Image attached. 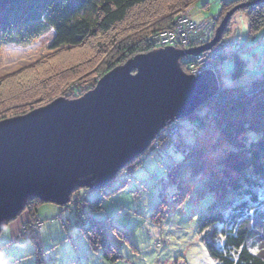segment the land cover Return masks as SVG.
<instances>
[{
    "label": "rangeland",
    "instance_id": "1",
    "mask_svg": "<svg viewBox=\"0 0 264 264\" xmlns=\"http://www.w3.org/2000/svg\"><path fill=\"white\" fill-rule=\"evenodd\" d=\"M185 1L187 0H156L138 7L132 11L128 22L118 27L120 35L114 30L101 39L107 43L113 38L122 40V37L128 34L130 24L136 26L131 29H139L142 26L139 22L146 20L147 16L150 14L153 18L158 16L154 15V11L164 12L168 8L170 10L174 3L179 5ZM231 1L234 0H196L193 3L190 1L185 3L183 11L190 12L195 7L192 14L199 21L218 15L215 34L223 18L234 8L232 7L222 19L219 18V14L224 12V4ZM233 15L230 23L229 21L227 23L228 31L223 36L226 43L225 52L229 59L217 66L219 82L222 87L241 86L245 90H250L256 79L264 77V27L258 31H251L249 16L243 10L235 11ZM150 23L145 26H149ZM127 26L128 28L124 29ZM160 31L150 29L146 34L151 40ZM54 35V29H49L32 42L24 44L10 42L1 47L0 77L5 80L0 93V103L12 101L7 100L11 92L14 93L21 88L23 79L14 75L15 73L31 65L35 67L30 69L33 71L36 68L37 71L46 63H51V59L59 60L57 57V59L51 57L54 50L50 45ZM134 37L136 38L135 34ZM123 38H127V35ZM98 40L91 38L82 47L62 50V54L59 52L62 55L60 60L65 62L64 65L72 68L66 70L68 78L63 81L64 84L55 97L74 99L77 98V94L80 97L96 87V80L103 75L85 72L87 69L84 68L82 60L90 58L93 61L96 58L98 61L106 60V55L103 52L99 53L93 46ZM220 41L221 39L214 46ZM159 48L164 47H155L156 50ZM115 51L116 49L113 52ZM236 55L244 62L243 73L238 78L232 75ZM77 63L80 66L79 72L74 75L73 66ZM103 67L99 72L102 73ZM181 67L188 72L186 66L181 64ZM41 76L45 78L44 75H40V78ZM74 82L77 84H73ZM55 90L57 89L42 91L37 93L35 98L32 96L21 98L26 104L39 97L50 100L54 97ZM7 105L6 103L1 106ZM198 113L200 116L203 115L202 110ZM210 119L209 115L205 117L202 125H199L201 120L198 117L180 119L178 123L181 134L178 142L164 139L159 147L145 152L142 164L136 167L131 175L127 170L120 172L104 188L101 211L92 212L90 208H85L94 220H103L105 224H109L106 236L117 248L121 255L120 259L108 261L103 257L101 249L92 247L79 228L74 204L40 202L38 205L43 206V210H38L37 214L43 221V226L37 243L31 237L16 240L22 222L28 220L25 218L27 216L25 212H21L0 232V259L3 264H37L40 253L44 264H217L210 255L200 231L201 217L208 211L214 196L209 192L201 194L206 173L203 170L197 172L195 163L197 159L201 162L205 160L206 169H217L219 165L216 158L223 157L232 145L222 137L220 130L214 127ZM258 137L259 133L249 131L245 134L244 142L249 145ZM198 150L201 156H198ZM80 191L83 197L87 195L89 199L100 193L99 190L88 188H81ZM74 195L75 198L76 194ZM162 199L167 203L166 212L158 222H155L151 217L152 211ZM17 223H21V227L18 232L17 230L14 232L11 228ZM114 227L121 230V233L119 234Z\"/></svg>",
    "mask_w": 264,
    "mask_h": 264
},
{
    "label": "trees",
    "instance_id": "2",
    "mask_svg": "<svg viewBox=\"0 0 264 264\" xmlns=\"http://www.w3.org/2000/svg\"><path fill=\"white\" fill-rule=\"evenodd\" d=\"M153 1L156 0H0V49L10 42L20 44L32 42L47 30L54 29L55 35L50 45L54 53L51 57L59 58L58 62L51 59V63H46L37 71L36 68L32 71L31 69L35 66L31 65L14 74L21 76L22 86L14 93L11 92L7 100L12 101L0 103V120L26 114L57 98L55 96L63 86V81L68 78L66 70L72 68V66H65V62L60 60L62 50L82 47L91 38L99 39L93 46L99 53L103 52L106 55L104 56L106 60L98 61L96 58L93 61L90 58L82 61L84 68L87 69L85 72L104 75L136 54L155 50L146 31L171 28L174 18L184 10L185 3L196 2V0H187L179 5L174 3L170 10L168 8L162 11L164 14L154 11V15H158L156 18L150 14L146 20L139 22L142 25L139 29H131L136 26L130 24L128 34L124 35H127V38L123 36L122 40L113 38L107 43L101 39L114 30L117 31V35H120L121 31L118 27L128 22L132 11ZM248 2L256 3L240 6L236 12L243 10L249 16L251 31L260 30L264 27V0H234L225 3L224 12L219 14V18L222 19L232 7ZM171 14L173 15L165 17ZM149 22H151L150 25L145 26ZM127 28L128 26L124 29ZM227 31L228 26L222 35L221 42L225 43L223 36ZM225 47L221 51L220 58L215 60L218 77L217 66L229 59ZM114 49H116L115 52H113ZM78 63L73 66L74 75L79 72ZM104 63L105 65H102ZM243 64V60L236 55L233 77L238 78L242 75ZM101 67H103L102 73L99 72ZM40 75H44L45 78L42 76L40 78ZM4 80L0 77V93ZM54 88L57 90L53 91L54 97L50 100L39 97L28 104L23 102L22 98H29V96L35 98L37 93ZM6 103L7 106H1ZM200 110L203 111L202 116L198 113ZM208 115L211 116L210 121L214 123V127L220 130L222 137L232 146L223 157L216 158L219 165L217 169H206L205 160L201 162L197 159L195 163L197 172L203 170L206 173L201 194L209 192L214 196L208 211L202 215L200 221V231L206 247L217 264H264V77L256 79L250 90H245L241 86L222 87L220 83L219 91L187 118L198 117L201 120L199 125H202ZM249 131L259 133V137L248 145L244 142V138ZM163 140L159 141V146ZM154 147L152 143L145 152ZM145 152L127 164L120 172L127 170L131 175L136 167L142 164ZM197 154L201 156L199 150ZM175 166L177 167V164ZM104 188L99 189L100 193L92 199H89L87 195L83 197L80 189H77L72 193L68 204L75 205L79 228L92 247L101 249L103 257L114 262L120 259L121 255L106 236L109 224H105L103 220H94L85 210L86 207L92 212L103 209ZM74 194H76L75 198ZM40 202L43 201L36 197L28 199L25 208L21 211L27 214L28 222L39 218L37 211ZM166 206V201L162 199L154 207L151 217L155 222L164 216ZM114 229L121 233V230L116 227ZM38 238L39 234L33 240L37 243ZM37 264H44L41 253Z\"/></svg>",
    "mask_w": 264,
    "mask_h": 264
},
{
    "label": "water",
    "instance_id": "3",
    "mask_svg": "<svg viewBox=\"0 0 264 264\" xmlns=\"http://www.w3.org/2000/svg\"><path fill=\"white\" fill-rule=\"evenodd\" d=\"M254 3L230 10L206 44L136 54L78 98L57 97L0 120V232L31 197L66 205L77 189L106 187L161 128L213 97L220 88L217 74H188L180 59L212 48L235 11Z\"/></svg>",
    "mask_w": 264,
    "mask_h": 264
},
{
    "label": "built area",
    "instance_id": "4",
    "mask_svg": "<svg viewBox=\"0 0 264 264\" xmlns=\"http://www.w3.org/2000/svg\"><path fill=\"white\" fill-rule=\"evenodd\" d=\"M195 7L189 11H182L175 19L171 28L163 29L154 35L152 42L154 46L174 47L178 49H188L208 43L214 36V28L218 15L201 19L200 21L194 17ZM212 36V37H211ZM225 47L224 42H219L211 49L199 54H188L180 59L181 64L186 66L189 74L199 75L205 70H212L216 74L215 60L221 56V51ZM181 129L177 120L169 122L165 127L160 129L156 138L152 141L155 147L159 146V141L168 139L178 142ZM83 207V204L81 205ZM43 226V221L36 218L33 222L24 221L22 230L16 239L21 237L36 238Z\"/></svg>",
    "mask_w": 264,
    "mask_h": 264
},
{
    "label": "crops",
    "instance_id": "5",
    "mask_svg": "<svg viewBox=\"0 0 264 264\" xmlns=\"http://www.w3.org/2000/svg\"><path fill=\"white\" fill-rule=\"evenodd\" d=\"M42 207H43V206H40V205H39L38 210H41ZM42 210H43V209H42ZM26 215H27V214H26ZM25 218H28V216H26ZM25 218H23V219H25ZM20 227H21V223H17L16 226H15L14 228H11V229H12V231H14V232H15L16 230H17V232H18V230H20ZM17 232H16V234H17Z\"/></svg>",
    "mask_w": 264,
    "mask_h": 264
},
{
    "label": "snow or ice",
    "instance_id": "6",
    "mask_svg": "<svg viewBox=\"0 0 264 264\" xmlns=\"http://www.w3.org/2000/svg\"><path fill=\"white\" fill-rule=\"evenodd\" d=\"M0 264H3V262H2V261H0Z\"/></svg>",
    "mask_w": 264,
    "mask_h": 264
},
{
    "label": "bare ground",
    "instance_id": "7",
    "mask_svg": "<svg viewBox=\"0 0 264 264\" xmlns=\"http://www.w3.org/2000/svg\"><path fill=\"white\" fill-rule=\"evenodd\" d=\"M188 55V54H187Z\"/></svg>",
    "mask_w": 264,
    "mask_h": 264
}]
</instances>
